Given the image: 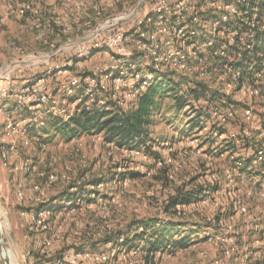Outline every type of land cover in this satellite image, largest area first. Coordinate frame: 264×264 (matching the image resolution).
<instances>
[{"label": "rangeland", "instance_id": "obj_1", "mask_svg": "<svg viewBox=\"0 0 264 264\" xmlns=\"http://www.w3.org/2000/svg\"><path fill=\"white\" fill-rule=\"evenodd\" d=\"M81 1L86 4L82 6ZM94 1L0 0V89L7 87L5 83L9 79L11 91L0 103V149L2 145L14 147L8 167L3 165L0 152V232L12 264H53L73 249L99 250L98 253L109 255L110 264H125L117 251L114 253L112 249L99 245L93 249L92 245L103 241L105 235L102 234L110 229L113 231L112 238L124 235L131 239L141 226L135 227L138 223H149L157 229H161V224H173L168 236H174L175 240L181 237L191 240V247L187 250H160L155 256V264H216L221 258L231 263V259L221 257L224 247H219L215 240L207 238L224 234L233 237L236 231L230 232L227 225H235L238 236L243 234L241 230L247 232L252 218L236 214L235 203L238 198L241 202L250 203L252 217L259 218L262 223L264 198L256 195L247 198L242 193L235 194L237 198L225 194L233 189L223 174L230 157L225 155L219 158L212 154L210 158L202 153V132H199L200 128L195 130L200 126L194 123L200 122L196 121L198 115L201 116V123L203 120L206 122L208 115L201 114L197 99L192 100L191 109L186 111L185 105L178 106L173 96L157 97V108L151 124L146 128L153 152L148 154L142 150L145 157H134L129 151L107 142L103 133H83L71 139L54 136L53 133L46 135L45 139H41L47 143L45 153L36 146L25 145L21 133L26 114L17 110L15 103V95L20 88L32 86L42 77H51L56 80L52 86L56 94L57 89L70 77H104L113 54L104 49L82 60L79 57L82 41L109 30L112 33L132 32L141 17L132 16L128 21H118L112 29L109 26L101 28V25L110 14H129L140 3H144L142 8H147L150 0H120L121 5L115 12L106 11L98 20L93 19L95 14L90 6ZM26 2L31 3L32 10L20 16L18 8ZM79 16L82 19H73ZM84 19L87 20L84 22ZM79 21L82 31L75 30V24ZM87 21H90L91 27L97 23L100 26L94 29L85 27ZM76 63L79 65L76 66ZM128 74V77L123 78L125 82L131 80L132 73ZM105 86L106 91L101 92L98 98L125 109L122 104L127 88L117 89L112 82H106ZM80 94V91H76V96ZM114 94L117 96L113 97ZM198 107L199 110L196 109ZM255 113L259 114L256 108ZM245 125L252 127L254 124L245 119ZM8 127L12 129L10 137H6L5 130ZM259 134L260 130L250 133L251 136L261 137ZM240 152L247 155L244 151ZM39 159L44 160L43 168L33 164ZM42 172L53 174L57 180L46 187ZM129 172L138 173L140 177L122 180V175ZM215 173L218 184L213 186L215 181L210 175ZM97 182L101 184L100 188L96 187V191L103 198V205L93 200L90 207L54 218L51 229L56 234L57 243L50 252L45 251L39 242V232L29 231L25 227L27 220L21 213L29 211L34 204L29 200L20 201L17 197L19 190H26V197H37L33 188L41 186L45 189L43 191L47 200L55 201L62 195H69L72 189H84L85 192L87 189L83 186ZM214 188L220 189L219 194H214L215 198L206 195L207 204H202V200L192 203L184 208L181 216H175L172 211L165 212L169 199L176 194L202 197L199 193L203 189H211L212 193ZM42 201L38 203L39 206L43 205ZM213 217L216 218L215 222L212 221ZM148 235L136 242L143 246L140 254L143 259L145 244L152 239ZM201 253L205 254L202 259ZM0 264H4L1 255Z\"/></svg>", "mask_w": 264, "mask_h": 264}, {"label": "built area", "instance_id": "obj_2", "mask_svg": "<svg viewBox=\"0 0 264 264\" xmlns=\"http://www.w3.org/2000/svg\"><path fill=\"white\" fill-rule=\"evenodd\" d=\"M81 2L82 6L86 4ZM143 4L140 3L129 14H108L101 25V28L109 26L112 29L118 21H128L132 16L141 17L132 32L112 33L109 30L82 41L79 51L82 60L89 59L93 53L104 49L113 54L104 77H70L57 89L56 94L52 90L56 80L51 77H42L34 85L20 88L15 95V103L17 110L26 114L21 133L25 145L36 146L45 153L47 143H43L41 139H45L46 134L43 135L40 131L52 120L69 122L82 109L89 111L105 107L107 102L98 96L106 91V82L114 83L117 89L127 88L125 101L121 100V104L124 110H128L137 107L140 98L157 75H167L179 85V94L186 99V111L191 109L192 100L197 99L196 102L201 105V114L208 115V120H203L200 127L195 128L196 131L200 128L199 132H202V153L210 158H224L225 155L230 157L223 174L233 189L225 194L236 196L235 194L242 193L247 198L251 195L264 198V0H150L147 8H142ZM119 5L120 0H95L90 5L95 14L93 19H100L106 11L115 12ZM31 10V3L26 2L18 8V14L25 16ZM73 19L82 18L79 16ZM79 24L81 21L75 24V30L82 31ZM99 24L91 27L90 21H87L85 27L94 29ZM141 67H144L143 71ZM128 73H132L131 80L125 82L123 78L128 77ZM7 81V87L0 89V103L11 92L8 87L9 79ZM76 91L81 94L76 96ZM116 96L117 94L113 95ZM199 107L196 109L199 110ZM245 119L254 125L248 127ZM32 130L40 133L31 134ZM252 130H260L261 137L251 136ZM11 131L10 127L5 130L6 137L12 135ZM0 150L3 165L8 167L14 147L2 145ZM125 150L134 157H145L142 149ZM43 162V159H39L33 164L43 168ZM38 176L40 177L39 173ZM42 177L46 179V187L57 180L53 174L43 173ZM210 177L215 181L213 186L217 185V174ZM100 186L99 182L90 183L83 186L87 189L85 192L84 189H72L69 195H62L55 201L47 200L45 189L41 186L33 188L37 197H26L27 191L19 190L17 197L20 201L29 200L34 204L29 211L21 213L27 220L25 227L29 231L39 232L40 244L45 251L50 252L57 243L56 234L51 229L53 219L64 213L70 214L80 208L90 207L93 200L101 205L103 198L96 191V187ZM218 190L220 189L212 192L213 194L209 192L208 196L215 198L213 195L219 194ZM206 199L202 200V204L208 203ZM237 200L236 214L252 218L247 232L241 230L243 234L238 236V228L227 225L230 232L236 231L233 237L224 234L208 237L207 240H215L216 245L224 247L221 257L231 259L229 264L264 262V211L263 222L260 223L259 218L252 217L250 203L241 202L239 198ZM41 201L43 205L39 206ZM190 205L192 204L177 206L175 216H181L184 208ZM212 221L215 222L216 218L213 217ZM137 231L141 233L144 229L139 227ZM112 233L111 229L106 230L102 234L105 239L92 245L93 249L98 245L104 246L114 253L117 251L125 264H146L145 257L143 259L140 256L142 245L136 248L127 246L124 235L110 240ZM93 251L73 249L64 253L53 264H110L108 254ZM204 255L201 253L200 258ZM223 263L228 264V261L221 258L216 262Z\"/></svg>", "mask_w": 264, "mask_h": 264}, {"label": "trees", "instance_id": "obj_3", "mask_svg": "<svg viewBox=\"0 0 264 264\" xmlns=\"http://www.w3.org/2000/svg\"><path fill=\"white\" fill-rule=\"evenodd\" d=\"M165 82H167L165 84ZM173 96L178 106L183 107L186 104V99L179 94L178 85L167 75H157L152 80L150 87L140 98L136 108L124 110L108 102L105 107L101 109L94 108L92 110L82 109L75 114L69 122H64L61 119L52 120L45 129H42V134L61 135L67 138H74L82 135L83 133H103L107 142L114 143L121 149H142L148 154L153 152L152 145H150V139L146 131L147 126L152 122L153 113L157 108L158 96ZM194 125L198 126L201 123V116L198 115ZM193 125V126H194ZM31 134H38L39 131ZM53 131V132H52ZM140 177L138 173H125L122 175V180L130 179L134 180ZM213 188V187H212ZM211 188V189H212ZM211 189L202 190V197L195 194L183 195L176 194L169 199V203L165 209V212L170 211L176 214V208L179 205H189L197 203L206 199L205 196L211 193ZM217 189L214 188L213 192ZM210 195V194H209ZM143 227L144 231L139 233L136 229V235L131 239L126 237V245L131 248L139 247L137 240L150 236L152 239L145 244V260L146 264H155V256L160 250H169L176 252L177 250H185L191 247L190 238H182L175 240L174 236H168V230L173 224L161 225V229H153L154 225L146 223H138L135 225ZM151 233H148V231ZM117 236H115L116 238ZM112 238L110 240H113ZM109 240V239H106ZM256 264H264L263 261H257Z\"/></svg>", "mask_w": 264, "mask_h": 264}, {"label": "water", "instance_id": "obj_4", "mask_svg": "<svg viewBox=\"0 0 264 264\" xmlns=\"http://www.w3.org/2000/svg\"><path fill=\"white\" fill-rule=\"evenodd\" d=\"M0 255L1 259L4 262V264H12L9 256V252L7 248L5 247L1 232H0Z\"/></svg>", "mask_w": 264, "mask_h": 264}, {"label": "bare ground", "instance_id": "obj_5", "mask_svg": "<svg viewBox=\"0 0 264 264\" xmlns=\"http://www.w3.org/2000/svg\"><path fill=\"white\" fill-rule=\"evenodd\" d=\"M1 228H2V226L0 225V231H1Z\"/></svg>", "mask_w": 264, "mask_h": 264}]
</instances>
